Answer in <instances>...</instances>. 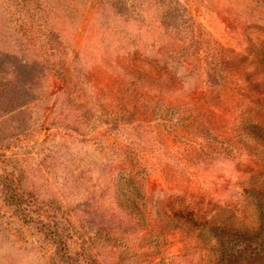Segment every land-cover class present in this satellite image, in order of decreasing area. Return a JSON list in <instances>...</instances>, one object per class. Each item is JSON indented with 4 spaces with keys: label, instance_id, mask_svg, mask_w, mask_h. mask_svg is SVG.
Wrapping results in <instances>:
<instances>
[{
    "label": "rangeland",
    "instance_id": "1",
    "mask_svg": "<svg viewBox=\"0 0 264 264\" xmlns=\"http://www.w3.org/2000/svg\"><path fill=\"white\" fill-rule=\"evenodd\" d=\"M0 264H264V0H0Z\"/></svg>",
    "mask_w": 264,
    "mask_h": 264
},
{
    "label": "trees",
    "instance_id": "2",
    "mask_svg": "<svg viewBox=\"0 0 264 264\" xmlns=\"http://www.w3.org/2000/svg\"><path fill=\"white\" fill-rule=\"evenodd\" d=\"M11 181H12V179L7 178L6 175L3 176V182L5 184V187H7L9 189V192L10 193L15 189L14 186H13V184H10V183H12ZM9 198L12 199V196L10 195ZM20 203L21 202H18L17 205H15V206H16L17 209H19L21 212H23L24 209L22 210V207H21V204Z\"/></svg>",
    "mask_w": 264,
    "mask_h": 264
}]
</instances>
